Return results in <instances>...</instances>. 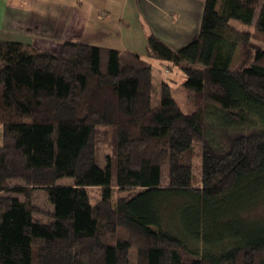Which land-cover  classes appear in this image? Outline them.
<instances>
[{
    "label": "trees",
    "instance_id": "1",
    "mask_svg": "<svg viewBox=\"0 0 264 264\" xmlns=\"http://www.w3.org/2000/svg\"><path fill=\"white\" fill-rule=\"evenodd\" d=\"M258 39L264 0H204L190 41L151 32L146 57L0 41V264H264ZM147 57L182 70L185 107L165 81L154 99Z\"/></svg>",
    "mask_w": 264,
    "mask_h": 264
},
{
    "label": "crops",
    "instance_id": "2",
    "mask_svg": "<svg viewBox=\"0 0 264 264\" xmlns=\"http://www.w3.org/2000/svg\"><path fill=\"white\" fill-rule=\"evenodd\" d=\"M202 10L200 0H0V41L57 53L74 40L144 56L151 32L163 42L171 33L172 48L190 41Z\"/></svg>",
    "mask_w": 264,
    "mask_h": 264
},
{
    "label": "rangeland",
    "instance_id": "3",
    "mask_svg": "<svg viewBox=\"0 0 264 264\" xmlns=\"http://www.w3.org/2000/svg\"><path fill=\"white\" fill-rule=\"evenodd\" d=\"M200 1H202L203 3L204 0H200ZM165 42H168L169 44H172L174 42L171 33L168 34ZM254 42L257 45L264 48V39L254 40ZM139 46H142L141 48L145 49L146 42L143 45L141 44ZM148 59L152 65L151 71H152V83L154 84L153 86L154 99L158 97L159 83L161 81H165L170 85V87H172V91L174 94L173 96L174 98H176L178 104H180V106L182 107H185V102L187 101V95L181 89L182 87L181 83L184 81L185 78L182 70L179 67L163 60H157L154 58H148ZM104 131L105 128L100 127L97 136L98 139L97 146H98L99 157L102 165L105 164L104 161L105 152L110 153L112 150L110 138L108 137V135L105 134ZM0 144H1V125H0ZM59 182L61 184H71L73 183V180L70 178H62L59 180ZM93 196L96 197V194H93ZM32 200L35 205H38L39 207L45 210H51V206L47 202L45 192H43V190H35L33 192ZM249 214L251 215V217H264V205H258L256 208H254V210H251Z\"/></svg>",
    "mask_w": 264,
    "mask_h": 264
}]
</instances>
